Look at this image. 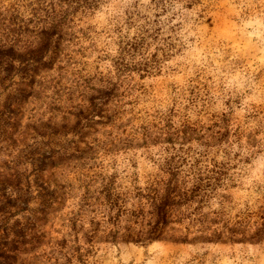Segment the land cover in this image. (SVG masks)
I'll return each instance as SVG.
<instances>
[{"label":"rangeland","instance_id":"obj_1","mask_svg":"<svg viewBox=\"0 0 264 264\" xmlns=\"http://www.w3.org/2000/svg\"><path fill=\"white\" fill-rule=\"evenodd\" d=\"M67 1L0 0V38L19 46L58 22L49 67L20 78L15 60L23 84L0 88V242H22L14 264H264V0ZM144 22L154 35L135 60L157 51L159 66L118 74L117 35ZM198 152L223 183L181 221L173 207L156 240L126 239L154 221L150 188Z\"/></svg>","mask_w":264,"mask_h":264},{"label":"trees","instance_id":"obj_2","mask_svg":"<svg viewBox=\"0 0 264 264\" xmlns=\"http://www.w3.org/2000/svg\"><path fill=\"white\" fill-rule=\"evenodd\" d=\"M68 3H74L82 5L87 2L84 0H68ZM51 26V27H50ZM58 26L57 23L48 22V26H44L40 31L36 33L38 42H24L23 46H19L17 38H11L8 34L4 33L0 38V88L1 90L8 89L13 83L23 84L21 81L15 83L12 81L13 69L12 64L17 60L22 64L21 68L17 70L22 74L20 78L27 75V71L36 73L37 69L47 68L50 65L51 58L45 60L46 54L51 49V44L54 47L57 46L55 43L58 41L54 37V29L52 27ZM50 27V28H49ZM150 35H154L149 24L144 22L137 27L133 34L130 33H119L117 35V52L111 58L112 65L118 74H122L129 70L144 71L145 73H151L155 68H158L160 60L157 58V51L152 53L150 56H144L140 60H135V56L139 50H141L146 44V40ZM156 36V35H155ZM169 54L168 51H164L162 55ZM31 66V68H28ZM25 75V76H24ZM28 85V84H27ZM16 90H24L23 88H16ZM205 154L198 152L190 154L188 159L182 161V166H175L170 170V177L162 182L163 186L160 188L151 187V194H147V197L152 199V211L151 214L154 217V221L150 228L145 232V237L136 234L134 237L130 234L126 235V239H131L135 242H151L156 240L162 235L163 228H165L171 220V209L173 207L185 206L186 214H183L177 221H181L184 217H189L193 214L194 210L198 207H193L192 203L198 198L197 202L201 203L203 198L208 196L212 190V185H218L222 181L223 173L218 169L216 162L211 167L205 166V174L200 165V159ZM45 165V162L42 166ZM204 169V168H203ZM43 170V168H39ZM180 171H184L182 178H179L178 174ZM210 173V176H208ZM207 175V176H206ZM207 179V180H205ZM163 190V192H160ZM103 200L109 209L108 216L110 220L118 218V211L115 215H112L111 208L115 207L118 202V195L112 191L108 184L104 185ZM208 193V194H207ZM261 227L254 234H260L258 239H261L262 233H264V223L260 224ZM112 239H115L117 231H110ZM16 237H18L16 235ZM219 236H217L218 238ZM22 243L16 238L10 241L4 240L0 242V264H14L15 251L18 244ZM3 245V246H2Z\"/></svg>","mask_w":264,"mask_h":264}]
</instances>
